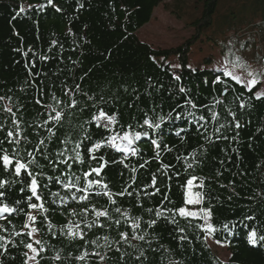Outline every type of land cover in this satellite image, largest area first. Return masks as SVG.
I'll list each match as a JSON object with an SVG mask.
<instances>
[{
	"label": "trees",
	"instance_id": "1",
	"mask_svg": "<svg viewBox=\"0 0 264 264\" xmlns=\"http://www.w3.org/2000/svg\"><path fill=\"white\" fill-rule=\"evenodd\" d=\"M222 1L52 0L50 4L48 0H0V97L4 98L0 99L3 126L0 139H4L7 131H14L15 136L9 139H21L22 148L28 151L45 139L46 144L41 147L55 159V153L64 147L65 137L78 141L86 129L92 141H85V145L91 147L113 134L109 129L96 127L94 117L99 110L117 116L119 124L111 125L116 132L121 125L125 131L130 130L129 124L134 126L131 130L145 131L146 128L135 125L143 122L145 113L151 116L153 108L166 117L160 130H149L148 137L136 142L139 153L135 156L107 146L93 153L104 155L109 161L101 174L109 190L118 193L127 189L132 193L114 195L115 205L107 196L100 195L98 188L88 193L79 191L86 186L82 173L89 169V155L83 146L85 164H74L72 169L63 165L54 169L44 157L38 156L48 176H61L63 180L62 173L75 172L81 181L72 189L53 181L43 193V201L33 198L36 203H45L47 213L27 207L31 193L27 188L21 191L23 184L7 188L5 197H0V206L17 207L19 201L18 207L23 212L0 214V236L6 238L0 243L7 246L6 252L0 248V264H27L32 253L21 241L41 247L35 245L32 236L26 235L29 229L23 227L25 224L36 227L37 239L42 241L43 251L36 257L37 264H264V240L260 239L264 236V96L256 98L264 83V72H255L258 83L249 90L223 75L225 70L204 66L207 62L189 65L193 45L201 32L213 24ZM235 4L240 9L227 14L226 39L248 38L247 48L252 49L258 66L264 67V27L260 25L264 21V0H229L225 7ZM161 5L179 16L196 13L188 22L194 30L192 35L177 46L156 48L137 34L152 6ZM176 76H180L179 81ZM216 77L222 83L216 82ZM180 87L190 91L187 95L180 93ZM69 89L71 96L66 95ZM53 95L62 103L57 105ZM101 96L112 102L102 103ZM188 97L198 106L194 110L196 116L205 117L201 123L206 125V131L189 122L191 117L174 118L177 113H186L185 107L178 106L184 105ZM71 100L77 101L75 108L67 107ZM48 105L63 112L61 125L49 123L56 133L50 140L47 127H41L51 111ZM7 107L12 108L15 116L5 111ZM169 112L172 120L167 119ZM213 113L217 114L216 119H212ZM236 121L241 125L239 128L235 127ZM221 124L225 127L217 132ZM24 136L29 143L23 142ZM152 140L161 144L159 158ZM3 147L11 153L15 146L5 141ZM193 152L196 160L192 159ZM188 163H192L191 169H187ZM162 164L170 167L164 169ZM91 166H97L96 162ZM165 171L171 179L163 175ZM153 174L160 192L149 196L145 193L155 191L150 187ZM193 175L204 179V188L193 190L206 193L205 203L200 207L208 208L210 198V223L215 233L200 229L202 219L186 220L177 213L178 224H173L155 216L157 209L197 207L187 205L184 196L186 181ZM95 178V174L89 177ZM3 179L12 176L0 161V180ZM18 179H24L23 172ZM194 183L199 184V179ZM50 192L60 193L64 202L51 197ZM82 195L88 199H79ZM115 207H120L127 217L116 213ZM93 208L109 211L112 220L97 219ZM85 209L88 211L82 219L80 214ZM27 213L36 214L37 220L29 221ZM249 216L254 219L247 220ZM132 218H138L136 222L140 224L136 236L144 235L145 240L132 238ZM116 219L121 221L119 226L114 223ZM151 219L157 220L154 227L147 225ZM49 221L54 226L51 230L47 226ZM93 221L97 226L84 229L83 240L62 232L70 222L84 228L85 222ZM99 224L105 226L101 228ZM180 227L185 228L184 233L178 231ZM17 231L20 236L15 235ZM251 231L257 232L255 244L250 240ZM121 232L128 233L127 241L120 237ZM182 235L187 240L181 241ZM207 235L226 246L228 260L222 261L216 255ZM93 240L97 243H91ZM26 252L28 256L24 255ZM97 252L100 256L95 255ZM80 256L85 258L78 259Z\"/></svg>",
	"mask_w": 264,
	"mask_h": 264
},
{
	"label": "snow or ice",
	"instance_id": "2",
	"mask_svg": "<svg viewBox=\"0 0 264 264\" xmlns=\"http://www.w3.org/2000/svg\"><path fill=\"white\" fill-rule=\"evenodd\" d=\"M48 2L51 4L52 0H48ZM53 6L55 7V5ZM20 11L23 12L24 9L21 8ZM25 56H27V53H25ZM40 59L41 60L47 59V57H41ZM223 75L231 77V79L235 80L237 83L241 82V77L230 71L225 70ZM257 75L258 74L255 73L254 71L248 72V76L251 77V79L248 82L249 90H251V87H254L255 85H257L258 83V80L256 78ZM175 79L179 81L180 76H176ZM215 79H216V82L222 83V81L220 80V77H216ZM76 90L79 91V85L76 86ZM125 91H127V89H125ZM189 91L190 90L184 87L179 88V92L184 93L186 95ZM71 94H72V91L69 89L66 95L71 96ZM261 96H264V92L257 93L256 98L260 99ZM0 99H4V98L0 97ZM52 99L56 102L57 105L62 103L59 99H57L55 95L52 96ZM100 101L105 104L112 102L111 100H105L103 96H101ZM37 103H39V101H37ZM216 103H220V101L217 100ZM76 105H77V101L71 100V103L68 104L67 107L75 108ZM243 106L244 105L242 104L241 107ZM47 107L51 109V111H49L47 119L45 120L44 124L41 125V127H47V130L49 132L48 139L50 140L52 136L56 135V133L53 131V128L49 126V123L52 122L55 125H61L62 120H63V112L62 110H58L57 107H54L53 105H48ZM178 107H185L186 113H177L174 117L176 120L181 119L182 115L185 117V119L191 117V121L189 122H194L199 127L204 128L205 131L207 130L206 125L204 123H201L202 121H205V117L203 115H200L199 117L196 116V113L194 110L197 109L198 106L190 97H188L185 100L184 105H179ZM5 111H7L8 113H12V108L7 107ZM81 111H83V109H81ZM151 111H152L151 116H149L148 113H145L143 122L135 125V127L146 128L145 131L141 132V131L131 130L134 128V126L132 124H129L128 128L130 130L125 131L124 126L121 125L120 126L121 130L119 132H116L111 128V125L119 124V120L117 116L115 115L110 116L104 110H99V114L94 117L96 127L109 129L110 131H113V134L105 137L102 141L92 143L91 147H88L87 145H85V141H92V136L86 129L83 132V138L78 141H72L69 137H65V139L62 142L64 147L55 153V159H53L51 155H46L43 147H41L46 144L45 139H40L39 146L35 147L32 151H28L27 149L22 148L21 139H9L15 136L14 131H7L4 139H0V161H2V165L5 168V170L11 173L12 179L0 180V197H5L7 188H10L13 184L15 183L23 184L24 188H22L21 191L27 188L28 190H30V193H31V195L27 197V200H28L27 207L32 210H35L37 213H40V212L47 213L48 209L45 207V203L43 202L36 203L34 202V200L43 201L45 199L43 193L48 190L49 183L55 181L57 183H61L62 187L64 188L72 189V188L77 187V185L81 181V176L76 175L75 172H71L67 174L62 173L61 175L64 177L63 180L61 179V176H55V177L48 176L43 171L44 166L40 164V161L38 160L37 157L38 156L44 157V159L47 160L48 164H50L54 169L59 168L61 165L65 166L68 169H72L74 164H77V163L80 165L85 164V158H84V155L82 154V146L86 149V153L89 155V160H88L89 169L82 173L83 179L86 181V186L83 188H80L79 191L83 193H88V192H91L94 188H98L101 190L99 194L107 196L111 200L113 205L116 204V200L113 199L114 195L118 197V196H124L125 193H127V195L131 196L132 193L127 192V189H125L124 191L118 192V193H113L109 190L108 184L104 182V179L101 175L104 172V169L108 167L109 161L105 159L104 155L97 156V155H94L93 153H96L102 148H104L105 146H107L108 148H115L118 151L125 153V154H131L133 156L137 155L139 153V148L135 146L136 142L140 141L142 137H148L149 130L153 132L160 130L162 124H164L165 119H166L164 115L157 113L155 108H153ZM12 115L15 116L14 113H12ZM234 115L235 114H233V117ZM216 117H217V114L213 113L212 119H216ZM167 119L168 120L173 119L171 112L167 114ZM240 126L241 125L239 124V121H236L235 127L239 128ZM224 127L225 125L221 124L220 128H217L216 131L219 132L220 129ZM0 128H3V126L0 125ZM81 128H83V125H81ZM218 138H221V137H218ZM222 138L227 139V137H222ZM207 139L210 140V138H207ZM5 141L15 146L12 149L11 153L8 151V149L3 147ZM23 142L29 143L27 136L23 137ZM152 144L154 145L155 149H157L156 157L159 158L160 156L159 150L161 149V144L158 143L156 140H152ZM69 145H71V147H69ZM167 150L171 151L170 148H168ZM192 159L193 160L197 159L195 152L192 153ZM92 162H96L97 166H91ZM145 163H147V161H145ZM221 163H223V161H221ZM125 167H127V165H125ZM140 167H144V165L141 164ZM162 167L164 169H168L170 165L162 164ZM192 167H193L192 163L187 164V169H191ZM36 169H39V170H36ZM132 171L135 172L136 169L133 168ZM22 172L24 173L23 180L18 179L19 177H21ZM93 174H95V177L97 178L89 179V177H92ZM219 174L220 173H218V175ZM163 175L166 176L168 179H171V176H169L166 171L163 173ZM176 175H179V173H176ZM198 179H199V184L194 185V182ZM44 180H46L47 183H43L42 181ZM25 181H27V183H25ZM156 181H157V177L155 174H153L152 184L150 185V187L154 188L155 191L152 193L146 192L145 193L146 195L151 196V195H155L160 192V189L156 187ZM194 186L197 188L203 189L204 179L198 178L194 175L191 176V178L187 179L186 186H184L186 187V191L184 193L186 204L193 205V206L203 205L205 203L206 193L203 191L194 192L193 191ZM49 195L51 197H59L60 202L61 203L64 202L63 197H60V193L58 192H50ZM73 199H77V197L73 196ZM79 199L87 200L88 196L82 195L79 197ZM164 199L167 200L168 197H164ZM54 202L55 200H53V203ZM208 203H209L208 208L200 207L198 210H195V211L189 210L187 207H184V206H181L178 209H163V211H161L160 209H157L155 210V216L161 217L165 219L166 221H170L173 224H178V221L176 219L177 213L179 217L186 219V220L189 218L194 219V220L203 219L205 223L199 225L200 229L202 231H206L209 234H212V233H215L216 230L213 227V224L209 222L212 220L210 198L208 199ZM18 205H19V201H17V207H10L8 204H3V206H0V214L23 212V209L19 208ZM87 211L88 210L85 209L84 213L80 214L82 219H84ZM93 211L95 212V216L97 217V219L101 217H105L108 220H112V216L107 210H96L95 208H93ZM114 211L116 213H120L121 215H124L127 217V213H122L120 207H115ZM148 211L153 212V209H148ZM165 212L170 213V215L165 216L164 215ZM73 215H76V213L73 212ZM27 218L29 221L35 222L37 220V215L33 213H27ZM132 219H133V224H134V227L132 230V238L139 239L141 241L145 240L144 235L136 236L135 230L140 227V224L136 222L138 218H132ZM246 219L253 220L254 217L249 216V217H246ZM189 222L191 221L189 220ZM114 223L117 226H119L121 221L119 219H116ZM156 224H157L156 219H151L147 221V225L149 227H154ZM47 226L49 230H51L54 227L50 221L48 222ZM95 226H97L96 221H93L91 223L85 222L84 228H81L80 224L78 223L73 224L70 222L68 225L65 226L64 229H62V232L69 235L73 239L79 236V238L83 240L85 239L84 229L90 230ZM98 226L103 228L105 225L99 224ZM23 227L25 229H30L26 233V235L29 237L33 236V234L38 231L36 227H33L30 224H25L23 225ZM4 230L7 231L6 228ZM178 231L180 233H184L185 228L180 227ZM15 235L20 236L21 233L17 231L15 232ZM120 237L125 241L129 239V235L126 232H121ZM5 239L6 238L4 236H0V242L5 241ZM104 239L107 240L108 238L105 237ZM179 239L181 241L187 240V236L182 235L179 237ZM260 239L264 240V236H261ZM250 240L253 244L257 242V232L256 231L250 232ZM21 243H23V246L29 249L31 253L35 254L29 257V259L35 262L36 257L40 255L41 251H43L42 241L40 239L35 240V245L41 246L40 248L34 247L33 243H24L23 241H21ZM91 243L95 244L97 243V241L93 240L91 241ZM217 243H219V241H217ZM0 248H3L5 252L7 251V246L5 243H0ZM24 255L28 256L29 254L26 252L24 253ZM95 255L100 256V253L97 252L95 253ZM59 258H60L59 255H57L56 259H59ZM84 258H85L84 256L78 257V259H81V260H83ZM101 259H103L102 256H101Z\"/></svg>",
	"mask_w": 264,
	"mask_h": 264
},
{
	"label": "rangeland",
	"instance_id": "3",
	"mask_svg": "<svg viewBox=\"0 0 264 264\" xmlns=\"http://www.w3.org/2000/svg\"><path fill=\"white\" fill-rule=\"evenodd\" d=\"M227 2L229 0L222 1L213 24L201 32V37L193 45L189 53V65L194 67L200 63L207 62L203 65L215 70L230 71L239 75L241 77L240 84L249 89L248 82L251 77L248 76V72H257L259 70L264 72V67L258 66L252 49H250V46L247 48L248 38L239 40L226 39L228 27L225 20L227 14H229L230 10L239 11L240 9L236 4L232 7H225ZM232 15L234 16V14ZM195 17L196 13H191L189 16H179L162 5L158 7L152 6L151 11L142 21V28L138 30L137 34L141 40L156 48L177 46L192 35L194 30L188 25V22ZM260 92H264V83L256 92V96ZM194 185L197 184L194 183ZM193 189H195V186ZM196 206L189 210H198L201 205ZM202 221L205 223L203 219ZM32 237L35 241L37 233H34ZM207 242L222 261L228 260L229 252L224 244L217 243L209 235H207ZM32 255L35 254L32 253ZM27 264H37V261L34 262L28 259Z\"/></svg>",
	"mask_w": 264,
	"mask_h": 264
},
{
	"label": "built area",
	"instance_id": "4",
	"mask_svg": "<svg viewBox=\"0 0 264 264\" xmlns=\"http://www.w3.org/2000/svg\"><path fill=\"white\" fill-rule=\"evenodd\" d=\"M260 25H261L262 27H264V21H261V22H260Z\"/></svg>",
	"mask_w": 264,
	"mask_h": 264
}]
</instances>
